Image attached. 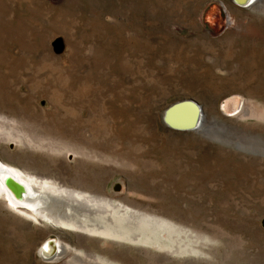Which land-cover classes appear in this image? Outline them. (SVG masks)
Masks as SVG:
<instances>
[{
	"label": "rangeland",
	"instance_id": "1",
	"mask_svg": "<svg viewBox=\"0 0 264 264\" xmlns=\"http://www.w3.org/2000/svg\"><path fill=\"white\" fill-rule=\"evenodd\" d=\"M245 1L0 0V163L45 199L0 182V264H264V0Z\"/></svg>",
	"mask_w": 264,
	"mask_h": 264
},
{
	"label": "bare ground",
	"instance_id": "2",
	"mask_svg": "<svg viewBox=\"0 0 264 264\" xmlns=\"http://www.w3.org/2000/svg\"><path fill=\"white\" fill-rule=\"evenodd\" d=\"M249 1L251 0H246L245 2ZM193 103L194 102L187 100V103L184 106L185 111L188 112L191 117H193V114H199L201 112V108H199V106L198 108L200 110L194 111L192 106ZM0 182L6 188L8 192L7 194L12 196L15 201L30 206L41 205L45 201L44 197L40 195V193L35 194L36 189L32 186V184L18 176L11 168L6 166L4 168L2 163H0ZM57 243H44L42 247L44 257L54 258V260L61 257V255L64 253V250L62 249V246Z\"/></svg>",
	"mask_w": 264,
	"mask_h": 264
},
{
	"label": "water",
	"instance_id": "3",
	"mask_svg": "<svg viewBox=\"0 0 264 264\" xmlns=\"http://www.w3.org/2000/svg\"><path fill=\"white\" fill-rule=\"evenodd\" d=\"M192 102H193V101H192ZM192 106H193V109H194L195 111L199 110V108L197 107V104H196L195 102L192 104ZM169 110L171 111V108H170ZM168 119H169V120H170V119L173 120L172 117H171V114H169V113H168V115H167V120H168ZM171 122H172V121H171ZM171 122H170V123H171Z\"/></svg>",
	"mask_w": 264,
	"mask_h": 264
}]
</instances>
